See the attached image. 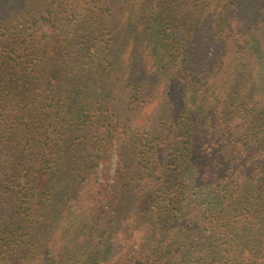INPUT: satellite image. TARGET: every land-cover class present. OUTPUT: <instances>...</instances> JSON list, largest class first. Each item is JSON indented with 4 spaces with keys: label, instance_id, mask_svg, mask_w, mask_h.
Listing matches in <instances>:
<instances>
[{
    "label": "trees",
    "instance_id": "trees-1",
    "mask_svg": "<svg viewBox=\"0 0 264 264\" xmlns=\"http://www.w3.org/2000/svg\"><path fill=\"white\" fill-rule=\"evenodd\" d=\"M0 264H264V0H0Z\"/></svg>",
    "mask_w": 264,
    "mask_h": 264
}]
</instances>
